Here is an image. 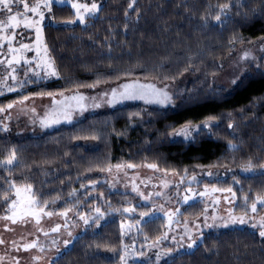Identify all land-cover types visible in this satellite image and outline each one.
I'll return each mask as SVG.
<instances>
[{
    "label": "trees",
    "instance_id": "obj_1",
    "mask_svg": "<svg viewBox=\"0 0 264 264\" xmlns=\"http://www.w3.org/2000/svg\"><path fill=\"white\" fill-rule=\"evenodd\" d=\"M49 19L43 40L57 78L1 96L0 106L97 81L163 83L185 74L193 80L173 108L124 106L35 138L0 133V217L13 199L12 185H30L38 204L62 209L72 204L82 179L120 163H150L180 173L209 165H264V72L245 75L228 91L210 86L231 50L264 39V0H104L84 24L73 22L69 5H53ZM210 118L217 120L211 132L192 142L169 140L174 128ZM13 153L12 164L1 161ZM235 178L231 186L239 200L250 205L264 195V174ZM119 196H108L110 208H118ZM162 224L159 218L148 220L124 239L119 219L110 215L98 227L85 229L51 264H118L126 242L154 239ZM163 264H264V237L246 228L209 232L193 250Z\"/></svg>",
    "mask_w": 264,
    "mask_h": 264
},
{
    "label": "rangeland",
    "instance_id": "obj_2",
    "mask_svg": "<svg viewBox=\"0 0 264 264\" xmlns=\"http://www.w3.org/2000/svg\"><path fill=\"white\" fill-rule=\"evenodd\" d=\"M103 1L48 0L50 9L53 5H69L75 14L73 22H79L78 10L72 7L73 3L86 5L89 9L92 3H96L99 10ZM26 2L32 6L42 4L45 0ZM12 7L11 14H15L17 9L22 14L17 21L9 23L7 17L10 14L0 12V97L23 93L34 82L57 78V75L50 74L52 71L57 72L44 44L42 32L45 23L50 22L49 8L38 10L43 12V19L31 12L26 14L28 19H25L23 3ZM79 13L85 19L94 15L85 11L84 7L79 8ZM37 29L40 30L39 39ZM22 45H27V48ZM254 71L264 72V39L241 43L231 50L221 63L219 72L210 80V86L228 91L241 78ZM192 80L189 74L183 75L178 81L163 83L129 78L55 93L27 95L0 106V133L14 139L35 138L124 106L173 108L177 99L189 92L187 87ZM125 84L153 85L164 89L171 102L146 103L141 98H123L120 93L124 91L121 86ZM112 89L117 90L115 97L111 95ZM80 96L84 99H72ZM109 100L112 102L109 103ZM216 123V119H205L183 124L170 131L168 138L171 141L192 142L198 136L211 132ZM206 124L209 126L205 127ZM186 128L190 134L184 132ZM9 158L1 161L5 164ZM129 164L110 165L90 174V180L82 179L83 182L72 193V204L62 209L38 204L27 186L15 185L8 211L0 217V241H3L0 243V264H51L71 247L85 229L98 227L110 215L119 219L124 239L137 234L148 220L159 218L163 222L161 232L154 239L136 237L126 242L118 254V264H163L178 253L193 250L209 232L246 228L260 235L264 231L261 227L264 223V205L257 204V210L253 212L252 203L258 197L248 205L236 197L238 195L231 186L238 179L235 178L237 175L264 174V165H251L249 168V164H246L234 169H218L209 165L180 173L157 165L152 168L149 167L153 165L150 163L131 164V168ZM117 165L120 167L117 168ZM111 194L120 195L116 201L117 209L110 208L113 202L107 198ZM29 201L39 207L29 210ZM97 208L100 213H97ZM13 209L16 211L13 217L15 223L11 219H4L6 215L12 216ZM142 213L147 215L142 216ZM241 218L243 223L240 222ZM85 219L88 220L87 224ZM54 228L57 230L52 231ZM29 244L35 246L26 249ZM189 244L193 246L189 248Z\"/></svg>",
    "mask_w": 264,
    "mask_h": 264
},
{
    "label": "snow or ice",
    "instance_id": "obj_3",
    "mask_svg": "<svg viewBox=\"0 0 264 264\" xmlns=\"http://www.w3.org/2000/svg\"><path fill=\"white\" fill-rule=\"evenodd\" d=\"M54 2V0H53ZM135 2V0H133V3ZM20 3H23L24 4V18L25 19H28V17L26 16V14L28 12H31L32 14L34 15H39L41 17V19H43V12L41 11H38L40 8L44 7V8H49L50 10V7H49V2L48 0H45L44 3H36L32 6L29 5V3L26 2V0H0V12H7L9 13L10 15H8L7 17V21L10 23L12 21H17V18L18 16L22 15L20 12H19V9L16 10V13L15 14H11L13 13V5L16 4H20ZM132 4H129V8H132ZM72 7L73 8H76L78 11H77V17L79 19V22L81 24H83L85 22V17L84 15L80 14L79 13V8L80 7H84L85 8V11H88L92 14H94L96 11H98V5L96 3H92L91 5V8L89 9L86 5H79V4H76V3H73L72 4ZM228 8V5L225 4L223 5V8L221 9V14H223V11L224 9H227ZM221 14H217L216 15V20H220L221 18ZM125 15H127V13H125ZM27 26V25H26ZM39 32L40 30L37 29V37L39 39ZM22 47H25L27 48V45H22ZM9 63H11V61H9ZM13 71H15V69H13ZM47 74V73H46ZM51 75H56L55 71H52L50 73ZM13 80H15V76L12 77ZM97 83H99V81H97ZM124 91L122 93H120V95L123 97V98H126V99H135V98H141V99H145V102L146 103H159V104H166V103H170L171 102V98L169 97V95L167 94V92L164 90V89H158L156 88L155 86L153 85H128V84H125V85H122L121 86ZM140 89H148L147 92L145 91H141ZM117 94V90L116 89H112L111 91V95L113 97H115ZM105 96L108 95V93H104ZM72 99H80V100H83L84 97L83 96H80V97H72ZM112 101L109 100V103H111ZM9 107H11V105H9ZM212 119V118H210ZM41 123L43 124L44 121H41ZM209 125H205V127H208ZM229 127H232V125H229ZM184 132L186 134H190L189 133V129H185ZM15 159V154L13 153L12 154V158L8 159L6 161L7 164H12L13 161ZM117 168L120 167V165H117L116 166ZM128 167H133V165L129 164ZM149 167H152V168H156L157 166L156 165H149ZM248 167L250 168L251 167V162H249V165ZM13 188H15V185H12ZM28 191H31V186L29 185L28 186ZM229 191H231V189H228ZM19 190L17 189V192ZM245 199L247 200L248 198L245 197ZM5 200L7 201L8 200V197L7 195H5ZM15 204V201L12 202V205ZM257 204H260V205H264V197H258L257 198V201L256 202H253L252 203V211L255 212L257 210ZM33 207H39V205L35 204L34 202L32 201H29L28 203V208L29 210H31ZM41 212L44 211L43 208L40 209ZM97 213H100V209L97 208L96 209ZM125 211H128V209H125ZM48 215H51V213H47ZM16 215V211L13 209V213H12V216H8L6 215L4 217V219H11L13 223H15V219H13V217ZM102 215V214H101ZM147 213H142V216H146ZM85 224L88 223V220L85 219L84 220ZM241 223H243V219L241 218ZM37 223H39V220H37ZM261 227L264 228V223L261 224ZM57 229H52V231H56ZM260 235L262 237H264V231H261L260 232ZM0 243H3V241H0ZM35 245L34 244H29L26 246V249L27 248H31V247H34ZM193 245L192 244H189L188 247L191 248Z\"/></svg>",
    "mask_w": 264,
    "mask_h": 264
}]
</instances>
